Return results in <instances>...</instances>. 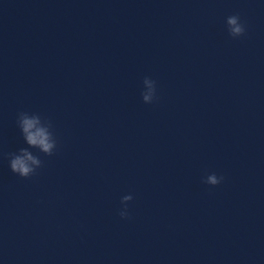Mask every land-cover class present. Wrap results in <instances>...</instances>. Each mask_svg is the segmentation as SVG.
Wrapping results in <instances>:
<instances>
[{
	"label": "clouds",
	"instance_id": "obj_1",
	"mask_svg": "<svg viewBox=\"0 0 264 264\" xmlns=\"http://www.w3.org/2000/svg\"><path fill=\"white\" fill-rule=\"evenodd\" d=\"M228 33L232 38H238L245 34V25L238 15H231L226 18ZM144 91L141 96L145 104H151L156 98V82L149 77L143 80ZM24 141L29 147L20 148L17 153H13L9 159V168L12 173L21 178H29L36 174L37 169L42 167V160L30 150L38 149L47 156L54 154L57 148V140L52 132L50 121H45L39 114H29L21 112L17 119ZM223 181L222 176L215 173L209 174L204 179V183L216 186ZM133 199L132 195H125L121 199L122 209L119 215L123 219L129 218L128 202Z\"/></svg>",
	"mask_w": 264,
	"mask_h": 264
}]
</instances>
